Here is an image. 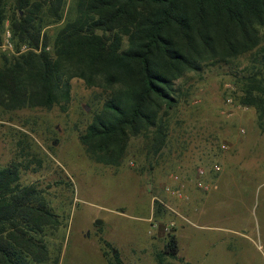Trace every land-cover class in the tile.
Wrapping results in <instances>:
<instances>
[{
  "label": "rangeland",
  "instance_id": "rangeland-1",
  "mask_svg": "<svg viewBox=\"0 0 264 264\" xmlns=\"http://www.w3.org/2000/svg\"><path fill=\"white\" fill-rule=\"evenodd\" d=\"M73 6L68 0L62 19L46 28L47 50L52 52ZM10 17L9 11L0 23V69L5 58L25 51L21 46L18 52ZM252 58L248 53L179 79V103L168 118L161 152H150L143 137L132 138L118 167L92 161L79 140L106 97L100 88L74 78L64 109L0 108V167L16 164L20 185L43 191L61 224L45 235L52 256L62 247L60 264H117L115 255L122 264H158L155 255L174 230L179 252L177 259H167L171 264H264L240 237L244 224L226 219L235 213L245 224L264 219V128L258 127L256 110L239 103L240 84L233 76L249 69ZM239 153L249 154L250 168L236 161L221 166ZM199 184L211 189L203 192ZM204 194L206 215L198 222L196 196ZM222 237L231 238L233 250L217 242Z\"/></svg>",
  "mask_w": 264,
  "mask_h": 264
},
{
  "label": "trees",
  "instance_id": "trees-1",
  "mask_svg": "<svg viewBox=\"0 0 264 264\" xmlns=\"http://www.w3.org/2000/svg\"><path fill=\"white\" fill-rule=\"evenodd\" d=\"M72 1L51 52L45 30L62 19L68 0H0V23L10 11L18 52L25 47L0 69V108L64 109L74 78L100 88L106 97L79 140L92 161L118 167L132 138L161 152L179 79L253 53L249 69L233 76L239 103L254 108L264 128V0ZM19 178L16 164L0 167V264H60L62 247L52 256L45 240L60 221L43 191ZM178 252L174 230L156 262L171 264Z\"/></svg>",
  "mask_w": 264,
  "mask_h": 264
},
{
  "label": "crops",
  "instance_id": "crops-1",
  "mask_svg": "<svg viewBox=\"0 0 264 264\" xmlns=\"http://www.w3.org/2000/svg\"><path fill=\"white\" fill-rule=\"evenodd\" d=\"M245 152H250V151L249 150H245ZM248 155L249 154H247V153H245V155L239 153V154H237L234 157V159H233V157L230 158V159L226 158L222 162L221 166L223 167V165H224V166H227V167L228 166L233 167V166H235V161H236L237 163H239V165L242 164V163H246V164H244V166L248 169V168L251 167V164H252V163L251 164L247 163V162H249L248 159L246 160V156H248ZM243 156H245V157H243ZM262 157H264V156H262ZM262 159L264 160V158H262ZM213 176L215 177V175H212V177H209V178H213ZM211 184H214L213 180H212ZM212 187H213V185H212ZM215 187L216 186H214L213 188H215ZM209 189H211V187H209ZM209 189H208V191H209ZM203 192H206V191H203ZM206 197H207L206 194H204L202 196H200V195L196 196V201H195V203H196V206H195L196 207V209H195L196 212H195L194 216L196 218V221H198V222H200V220L206 215V210H202L203 205L205 204ZM189 203H190V201H189ZM190 205H187V207H186L187 208V213H184V219H188L189 220V219H191L193 217V215H190V213H188L189 212L188 209L190 207H192ZM228 218H231L232 221H234V222H241V223L244 224L243 225V227H244L243 229H247V230H245L246 231L245 234H242V235L240 234V237L245 239V240H247V242H249V244L255 248V250L261 256V258H262V260L264 262V259H263L262 255L259 253V251L256 248V242H257L258 239H260L262 241V243H264V219L261 220V221H256V223H253L252 219H250L245 224V220H243L241 215H239L238 213H235L231 217H227L226 219H228ZM220 241H222V243H226L227 244V246L225 247L226 249L233 250L234 246L228 245L230 243V241H231V238L227 239L226 237H222L221 239H217V242H220ZM178 247H179V244H178Z\"/></svg>",
  "mask_w": 264,
  "mask_h": 264
},
{
  "label": "built area",
  "instance_id": "built-area-1",
  "mask_svg": "<svg viewBox=\"0 0 264 264\" xmlns=\"http://www.w3.org/2000/svg\"><path fill=\"white\" fill-rule=\"evenodd\" d=\"M7 36L9 37V33H8ZM5 43H6L5 47L6 46L7 47H10L11 46L7 41ZM218 170H219V168L217 166H215L213 171L214 172H217ZM198 173H199L198 175H203L204 174V171L203 170H199ZM199 187H201L204 191H207L208 190V188L205 187V186H202V184H199ZM171 226H173V224H171ZM256 248H257V250L259 251V253L262 255V257L264 259V243H262V241L260 239H258L257 242H256Z\"/></svg>",
  "mask_w": 264,
  "mask_h": 264
},
{
  "label": "water",
  "instance_id": "water-1",
  "mask_svg": "<svg viewBox=\"0 0 264 264\" xmlns=\"http://www.w3.org/2000/svg\"><path fill=\"white\" fill-rule=\"evenodd\" d=\"M97 224H99V223H97Z\"/></svg>",
  "mask_w": 264,
  "mask_h": 264
}]
</instances>
